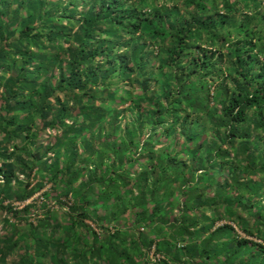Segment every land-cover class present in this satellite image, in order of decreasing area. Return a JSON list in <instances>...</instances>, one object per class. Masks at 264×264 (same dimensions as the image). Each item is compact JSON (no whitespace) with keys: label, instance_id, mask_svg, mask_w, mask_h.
<instances>
[{"label":"trees","instance_id":"16d2710c","mask_svg":"<svg viewBox=\"0 0 264 264\" xmlns=\"http://www.w3.org/2000/svg\"><path fill=\"white\" fill-rule=\"evenodd\" d=\"M0 264H264V0H0Z\"/></svg>","mask_w":264,"mask_h":264},{"label":"rangeland","instance_id":"374dc122","mask_svg":"<svg viewBox=\"0 0 264 264\" xmlns=\"http://www.w3.org/2000/svg\"><path fill=\"white\" fill-rule=\"evenodd\" d=\"M40 195H41V194L39 193V194L36 196V198L39 197Z\"/></svg>","mask_w":264,"mask_h":264}]
</instances>
